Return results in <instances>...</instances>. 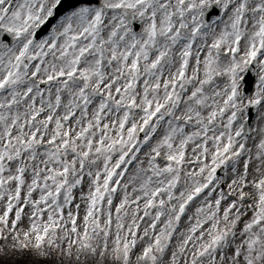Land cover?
<instances>
[{
  "label": "snow or ice",
  "instance_id": "obj_1",
  "mask_svg": "<svg viewBox=\"0 0 264 264\" xmlns=\"http://www.w3.org/2000/svg\"><path fill=\"white\" fill-rule=\"evenodd\" d=\"M0 264H264V0H0Z\"/></svg>",
  "mask_w": 264,
  "mask_h": 264
}]
</instances>
